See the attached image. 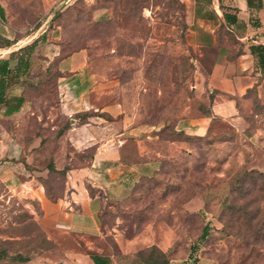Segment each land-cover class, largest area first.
<instances>
[{
    "label": "rangeland",
    "instance_id": "rangeland-1",
    "mask_svg": "<svg viewBox=\"0 0 264 264\" xmlns=\"http://www.w3.org/2000/svg\"><path fill=\"white\" fill-rule=\"evenodd\" d=\"M0 4L4 10L0 43L4 37L15 44L39 37L25 75L28 81L24 80L30 108L17 118L0 116V125L16 126L27 145L16 152L17 158L37 171L48 193L60 194L63 184L62 172L47 171L55 155L61 164L64 161L57 133L40 118L46 101L57 93L56 70L49 65L58 57L85 50L94 77L88 112L100 113L93 107L117 100L128 111L143 109L135 122L162 125L151 131L157 136L141 142V147L161 153L159 167L140 177L124 199L107 200L98 213L101 231L91 237L92 248L116 264H146L147 256L155 264L165 259L167 264H264V70L256 60L252 85L243 94L231 95L237 108L234 115L211 117L203 134L187 132L181 128L182 117L199 115L209 106L208 99H187L196 73L194 59L207 67L213 54L188 44L186 2L0 0ZM217 32L230 33L224 24ZM4 48L0 46V53ZM54 49L59 56L53 58ZM59 123L66 127L69 120L60 118ZM34 136L41 139L31 146ZM127 144L132 158H138L132 136ZM88 151L74 153L75 161L83 162L79 156ZM13 159L1 156L0 170ZM7 184L0 178V264H64L61 252L68 247L45 238L46 230L30 212L31 207L39 211L37 203ZM206 224L208 234L202 238ZM70 246L85 254L89 250L83 242Z\"/></svg>",
    "mask_w": 264,
    "mask_h": 264
},
{
    "label": "crops",
    "instance_id": "crops-1",
    "mask_svg": "<svg viewBox=\"0 0 264 264\" xmlns=\"http://www.w3.org/2000/svg\"><path fill=\"white\" fill-rule=\"evenodd\" d=\"M183 1L189 7L188 44L208 48L213 54L207 67L204 66L205 62L198 64L194 59L196 73L190 82L191 96H187L189 101L208 99V110L199 112L196 116H183L181 119L182 129L203 134L211 117L227 118L234 115L237 108L231 95L243 94L256 79L251 71L256 58L250 52L249 44L264 43V0H251V4H248V0ZM224 12L235 14L236 19L232 21L225 18ZM255 16L258 20L254 19ZM221 24L230 33L219 34L217 28ZM31 41L18 44L14 42L4 48L0 58L8 57L11 50ZM38 42L39 40L34 48ZM33 53L34 49L31 56ZM51 56H59V51L54 49ZM15 62L16 60H11V66ZM31 66L30 62L29 69ZM49 68L56 70L57 93L52 101H46L45 114L40 118L45 123H51L53 131L57 133L59 151L64 154L62 164L57 155L54 159L55 168L66 166L60 194L55 199L50 198L37 178V171L27 169L25 163L18 160L16 152L25 149L27 145L19 139L16 121L12 129L0 125V157L8 155L17 159H13L10 165L3 166L0 178L10 183L7 184L10 190L37 203L39 211L31 207L30 212L46 230L45 238L51 244L68 247L61 252L64 264H94L89 252L104 254L91 245V237L97 236L101 231L98 213L108 199H124L140 177L151 175L159 167L161 153L151 147H141V142L157 136L151 131L160 129L162 125L147 121L135 122L134 117L137 114L142 116L143 109L128 111L117 100L94 106L93 110L100 113L88 112L92 106L88 92L94 77L88 68L83 48L58 57ZM19 79L9 86L7 94H22L24 100L20 108L10 114H4V106L0 105L2 117L17 118L25 107L30 108L29 97L23 92V76L20 75ZM30 112L35 113V110ZM60 118L68 119L69 124L58 133L62 126ZM128 136H132L135 141V153L138 155L136 159L132 158L133 153L127 144ZM40 139L34 136L31 146L38 144ZM67 150H70L69 154ZM86 150H89L86 156H79H82L83 162H76L77 156L74 153L82 154ZM30 158L31 155L26 157L27 164L31 161ZM90 188H93V193ZM80 242L89 247L87 254L71 248L70 245ZM111 261L116 264L112 259Z\"/></svg>",
    "mask_w": 264,
    "mask_h": 264
},
{
    "label": "trees",
    "instance_id": "trees-1",
    "mask_svg": "<svg viewBox=\"0 0 264 264\" xmlns=\"http://www.w3.org/2000/svg\"><path fill=\"white\" fill-rule=\"evenodd\" d=\"M248 4H251V0H248ZM260 5V2L257 3V6ZM4 15V10L2 5L0 4V18ZM225 18L234 21L236 19L235 14L224 12ZM44 35H42V38ZM39 37L35 38L28 44H24L19 46L17 49H13L10 51L8 57H1L0 58V105L4 106V114H10L15 110L20 108L24 100V96L21 95H8V88L11 84H13L16 80L19 79V76H24L21 80L24 84V80L28 81L25 75L29 72V65H30V56L31 53L37 43ZM0 43L1 47H8L15 42L14 39H10L8 37L2 38ZM250 52L256 58L257 64L264 70V43H250L249 44ZM16 60L14 66H11V60ZM20 80V79H19ZM64 126L58 130V133H61ZM48 172L51 170L62 172L64 176L66 166L61 169H57L52 162L49 166H47ZM44 185V184H43ZM45 187V186H44ZM46 189V188H45ZM90 192L93 193V188H90ZM47 195L55 199L57 195L48 193L46 190ZM208 234V225H204L200 237H205ZM89 256L91 257L94 264H114L108 255L100 254L97 252H89ZM146 264H155L153 263V259L151 256L145 257L143 259ZM161 264H167V259H165Z\"/></svg>",
    "mask_w": 264,
    "mask_h": 264
}]
</instances>
